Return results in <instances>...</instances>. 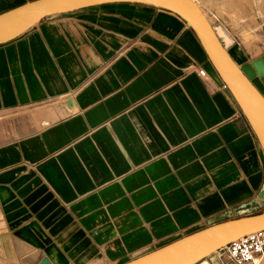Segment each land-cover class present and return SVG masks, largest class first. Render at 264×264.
I'll use <instances>...</instances> for the list:
<instances>
[{
  "label": "crops",
  "instance_id": "1",
  "mask_svg": "<svg viewBox=\"0 0 264 264\" xmlns=\"http://www.w3.org/2000/svg\"><path fill=\"white\" fill-rule=\"evenodd\" d=\"M219 38L238 65L257 59ZM223 85L187 23L148 4L55 15L0 45V114L32 108L35 127L0 143V253L125 264L263 213L264 154Z\"/></svg>",
  "mask_w": 264,
  "mask_h": 264
},
{
  "label": "water",
  "instance_id": "2",
  "mask_svg": "<svg viewBox=\"0 0 264 264\" xmlns=\"http://www.w3.org/2000/svg\"><path fill=\"white\" fill-rule=\"evenodd\" d=\"M109 3H141L170 11L197 35L220 80L248 122L264 154V55L238 65L191 0H36L0 14V45L45 18ZM264 231V212L216 224L125 264H199L237 239ZM38 264H51L43 257Z\"/></svg>",
  "mask_w": 264,
  "mask_h": 264
},
{
  "label": "rangeland",
  "instance_id": "3",
  "mask_svg": "<svg viewBox=\"0 0 264 264\" xmlns=\"http://www.w3.org/2000/svg\"><path fill=\"white\" fill-rule=\"evenodd\" d=\"M201 12L209 19L211 27L219 33L225 44L233 41L235 47L252 60L264 55V0H194ZM23 108L0 114V143L11 137L35 129ZM4 229L0 226V237ZM15 242L13 241V245ZM16 252V251H15ZM225 256V255H224ZM225 264H231L225 256ZM31 259L6 257L0 253V264H31ZM255 264H264V256Z\"/></svg>",
  "mask_w": 264,
  "mask_h": 264
},
{
  "label": "built area",
  "instance_id": "4",
  "mask_svg": "<svg viewBox=\"0 0 264 264\" xmlns=\"http://www.w3.org/2000/svg\"><path fill=\"white\" fill-rule=\"evenodd\" d=\"M196 72L200 78H207L203 69L198 68ZM223 89H227L225 85ZM218 252L233 264H254L264 254V231L241 237Z\"/></svg>",
  "mask_w": 264,
  "mask_h": 264
},
{
  "label": "bare ground",
  "instance_id": "5",
  "mask_svg": "<svg viewBox=\"0 0 264 264\" xmlns=\"http://www.w3.org/2000/svg\"><path fill=\"white\" fill-rule=\"evenodd\" d=\"M191 1H192V2L198 7V5L196 4V2H195L194 0H191ZM198 9H199V7H198ZM199 10H200V9H199ZM201 11H202V10H200V12H201ZM201 13H202V12H201ZM202 15H203L204 18L207 20V22L210 24L209 19L207 18V16H205V14H203V13H202ZM212 28H213V27H212ZM213 30H214V29H213ZM214 31H215L216 35L219 37V33H217L216 30H214ZM219 39H220V38H219ZM220 40H221V39H220ZM228 51H229V50H228ZM234 58H235V57H234ZM240 58H241V57H240ZM234 60H235V59H234ZM239 60H240V59H239ZM242 61H243V60H242ZM240 62H241V61H240ZM261 197L264 198V195L262 194ZM263 256H264V254H263L261 257H263ZM261 257H260V258H261ZM258 259H259V258H258ZM258 259H257V260H258ZM257 260H256V261H257ZM256 261H255V262H256ZM255 262H254V264H255ZM199 264H208V263H207L206 260H203V261H201Z\"/></svg>",
  "mask_w": 264,
  "mask_h": 264
}]
</instances>
